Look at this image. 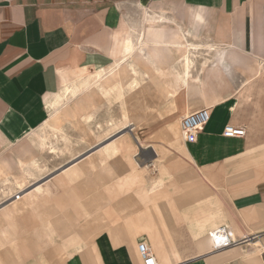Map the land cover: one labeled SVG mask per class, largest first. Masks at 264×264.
Wrapping results in <instances>:
<instances>
[{
  "label": "crops",
  "instance_id": "0c3cea01",
  "mask_svg": "<svg viewBox=\"0 0 264 264\" xmlns=\"http://www.w3.org/2000/svg\"><path fill=\"white\" fill-rule=\"evenodd\" d=\"M132 4L149 5L166 19L167 41L184 36L201 46L196 59L213 57L186 86L170 71L179 58L160 52L171 58L166 74L176 79L169 90L188 87V114L209 108L211 120L192 144L179 139L177 127L168 129L176 142L140 146L141 160L128 143L97 144L42 185L22 190L21 199L1 198L0 264H143L140 243L158 264H264V0H0V151L32 133L40 152L49 149L36 137L57 124L66 104L59 101L61 89L83 69L116 73L130 51L123 30ZM175 19L183 25L189 19L188 28ZM140 37L155 45L147 30ZM152 49L133 51L125 64L131 60L139 71L145 60L146 87L160 88L151 73L159 53ZM77 98L69 101L85 106L82 124L91 119L90 102ZM182 103L169 106V120L184 116ZM227 126L245 129L246 137L226 138ZM18 159L39 165L36 157ZM150 165L157 168L153 175L144 171ZM10 168L0 160L7 172L0 182ZM39 169L22 172L26 178ZM62 175L67 190L45 197V186L58 178L59 184ZM224 226L246 243L214 252L209 234Z\"/></svg>",
  "mask_w": 264,
  "mask_h": 264
},
{
  "label": "rangeland",
  "instance_id": "374dc122",
  "mask_svg": "<svg viewBox=\"0 0 264 264\" xmlns=\"http://www.w3.org/2000/svg\"><path fill=\"white\" fill-rule=\"evenodd\" d=\"M152 10V7H150L149 5H146V7H141L140 4L127 5L125 9V13L128 16L127 27L128 29H135L134 31L130 30L127 34L125 33V39H129L131 41L132 39L129 36L131 35V33L134 34V51L136 50V53L140 52L143 46V43L141 44L142 41H136L138 40L137 37L141 38L140 36L145 35V31L147 28L145 19L147 18V15H153V13H151ZM176 22H178L183 27V29H186L188 28L190 21L188 19L185 25L181 24L183 21L176 20ZM167 26H171L174 27V29H177L176 25L174 26L170 24ZM143 39L144 38H141V40ZM143 42H145V40H143ZM188 42L194 43L192 39H190ZM182 55L183 52L174 53L173 60L177 61L178 58H181V61L176 62L177 65L174 66L175 70H170L180 75H183L184 71ZM196 56H198V54H196ZM123 57L124 56L120 58ZM168 57L169 55L164 52L161 55H154V60L156 63L155 67L159 68L161 71H157L155 68H152L151 70L152 74L154 75V79L156 80L155 82L166 87H170L176 84L175 77L166 74V72L168 71V64L166 63ZM127 58L128 57H124L119 62L122 63L123 61L128 60ZM212 60L213 57L211 56H201L200 58L194 60V65L192 66L193 68L191 70L192 75H198L202 73L203 67L212 66ZM126 63H130V60ZM142 63L143 64L138 67L140 68L139 81L141 86L132 91L126 89L122 96H120L117 92H112V90H108V92L103 89L96 90L98 84L95 85V82H92L90 87H86L78 91L76 97H79V99H81L79 100L77 98V100H88V102H90L89 114L91 116V119L90 121H85L77 127L73 126L70 123L64 124L63 130L58 132L52 128L45 129L46 131L44 133L48 140L47 143L49 144V146L51 143H53L55 145V148H59L60 150L58 153H51L54 152V149L50 148L45 152H40L34 146L35 142L33 141H35V139L32 136L33 133L24 141L15 146L2 148L0 151V160L9 162L11 164V168L9 179L4 180L3 178L2 182H0V199H4V197L11 198L13 196H16L17 194H20L21 196L23 195L21 193L22 190H24V192H28L35 187L42 185L48 178L57 174L58 172H61L62 168H66L70 164H72V161H74V158L76 156L81 154L83 155V153L88 151L90 147H94L95 145L100 143L106 144L114 140H116V143L119 145H125L126 143H128V145L132 147L131 153L133 152L132 154H138L137 158L141 160L143 159L144 155L140 151V146L142 148H145L147 146H154V148L158 149L165 143L170 144L176 142L175 138L173 137V133L169 132L168 129H176L177 127L178 137L180 140H182V133L179 124H181V118L186 116L187 114L179 119L169 120L167 117V113L170 105L175 104L176 106H178L179 99L183 101V105H188L187 100L184 101L186 97L184 93L186 94L188 92V89L183 86L177 87L175 89L170 88V91L173 94H170L171 92L169 91V93L167 94L168 98L162 97L161 93H159V88L146 87L145 83L150 82L147 77L149 65L145 60H143ZM195 65H197V69H194ZM204 73L206 76L207 72L205 71ZM79 81L80 80L78 79L77 83ZM59 94H63L62 96L65 97L64 87L61 89ZM69 97L71 98L72 96ZM77 102L75 101V103H72L73 105H75ZM62 104L65 103L62 102ZM122 129H125V131L117 133ZM39 130H37L36 132L38 133ZM108 137H111V140L108 139L109 141H107L106 139ZM126 139L127 141H125ZM31 157L37 158L42 171L35 172L33 176H27L25 178L23 172L19 170L15 165V161L18 158L29 160L31 159ZM89 161H91V159L87 161V165L93 168V162ZM84 164L85 163L80 164L79 167L81 169H85L86 166L84 167ZM144 171H149V174L153 175L155 172H157V168L150 165L149 168L145 169ZM95 172L98 173V169H96ZM23 178L25 179L23 180ZM58 179L55 180V182H53L52 184L45 186L44 194L47 195L45 197H51L50 193L52 192L53 194H56V197L58 198L62 192L67 190L65 177H63L59 181V184ZM13 200L15 199H12L11 201H9V203ZM41 202L42 200L39 201V203ZM55 202L59 204L62 201L57 199L55 200ZM39 206V210L43 209L44 212L46 211V213H50L49 207L46 204H39Z\"/></svg>",
  "mask_w": 264,
  "mask_h": 264
},
{
  "label": "bare ground",
  "instance_id": "6f19581e",
  "mask_svg": "<svg viewBox=\"0 0 264 264\" xmlns=\"http://www.w3.org/2000/svg\"><path fill=\"white\" fill-rule=\"evenodd\" d=\"M146 17L147 18L145 19V21H146V26H147L146 30L148 32V36L151 38L155 37L156 39L154 40L155 42L153 43L155 45L152 47H150L148 44H145V43L142 44L143 43L142 42L141 44L143 46L141 49V54L144 55L145 51L148 48H153L152 52L155 53V51H156L157 53H159V55H160L161 51H164L162 49H166L165 51H167V52H174V53L175 52H177V53L183 52L182 62L184 63V65H183L184 66V72H183V75L179 76V77H180V80L183 81L184 85H186V86L189 85L190 81L194 79L192 77V73H191V70L193 68L192 66L194 65L193 58H195L196 52H198L200 50L201 46L189 43L188 42L189 40L187 41L184 38V36L179 37V38L176 37L174 40L167 41L166 38H164V33L167 32L166 31V25L163 23L166 19L163 16H158L156 14L147 15ZM130 30L134 31L135 29L134 28H129V29L126 28L123 30V34L129 33ZM180 33H182V32H180ZM129 37L132 40L130 41L128 39L125 47H126V49L129 48L130 51L127 54L126 53L123 54V56L125 58L126 57L129 58L131 56V53L134 51V48H135V42L133 40V37H135L134 34L131 33V35ZM119 41H121V40L118 39V42ZM136 41L139 42V39ZM119 46H120V43H119ZM125 61L122 64L117 63L118 71L116 73L111 72L112 67L111 68L109 67L108 69L100 68L99 70L94 71V72H89L88 71L89 69L88 70L83 69L79 73V75L75 79V81H73L70 84L68 83L69 85H67L65 88V97L62 96L63 94H61L59 96V101L60 100L64 101V102H66V104L62 108L59 116L57 117V124L53 127L55 129V131H57V132L62 131L63 130L62 124H64V123H70L75 127L79 126V124L82 120L81 117L83 118L84 114H85V106L82 103H79V104L77 103V105H75V106H70L69 96H72L71 98H73V97L75 98L78 91L80 89H84L87 86H89L92 81H96V83H98V85H99L98 87H96V90H98V89L100 90V88L107 91V92H108V90H112V92L113 91L117 92L120 96L123 95V93L125 92L126 89L132 91V90H135L136 88H138L140 85V81L138 80V75H139L140 71H138L136 69L135 64H133V63L125 64ZM180 61H181V58H179V62ZM137 64H138V61H137ZM145 69H147V68H145ZM178 75H180V74H178ZM179 77H177V79ZM139 78H140V76H139ZM78 79L80 81L77 83ZM149 81H151V80H149ZM103 85H105L106 88H104ZM159 91H160L159 93H161V95H162V94H168L170 90L168 87L163 86V87L159 88ZM100 93H102V92H100ZM188 113H189V106L184 105L181 109V114L186 115ZM36 138L38 140V144L37 143L36 144L40 148L44 149L45 147L48 146L50 149H54V152H51V153H58L59 152L60 149L55 148V145L53 143H51L49 146V144L47 143L48 140H47V137L45 134H40ZM17 160H18L17 162H18L19 169L26 174L30 173L31 171H33L35 169L40 170L39 165L36 162H33V163H31V165H28L19 159H17ZM6 175H7V172H5L3 169H0V179L2 177H6ZM21 193H23V192H21ZM21 197L22 196H20V199H21ZM11 199L16 200V197L14 196ZM209 242L211 243V248H212L213 242L210 239V237H209Z\"/></svg>",
  "mask_w": 264,
  "mask_h": 264
},
{
  "label": "built area",
  "instance_id": "2783aa9c",
  "mask_svg": "<svg viewBox=\"0 0 264 264\" xmlns=\"http://www.w3.org/2000/svg\"><path fill=\"white\" fill-rule=\"evenodd\" d=\"M211 120V110L203 108L193 113L187 114L181 120V132L184 141L187 144L195 143L199 130L209 123ZM247 131L243 128H235L227 126L224 131L226 138H244ZM16 200L20 199V194H17ZM213 242V251L220 252L236 246H241L246 243V240H235L230 234L228 227H219L209 234ZM139 256L143 264H158L154 254L146 243H140L138 246Z\"/></svg>",
  "mask_w": 264,
  "mask_h": 264
}]
</instances>
